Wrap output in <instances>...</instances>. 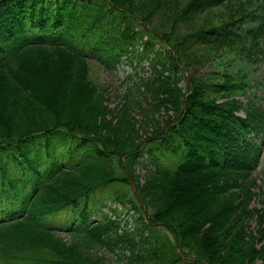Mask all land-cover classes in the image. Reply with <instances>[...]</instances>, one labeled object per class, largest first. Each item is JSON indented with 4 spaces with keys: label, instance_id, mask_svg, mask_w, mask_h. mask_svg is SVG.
Wrapping results in <instances>:
<instances>
[{
    "label": "trees",
    "instance_id": "1",
    "mask_svg": "<svg viewBox=\"0 0 264 264\" xmlns=\"http://www.w3.org/2000/svg\"><path fill=\"white\" fill-rule=\"evenodd\" d=\"M140 48L150 72L111 108L89 60L117 74ZM231 56L264 61V0H0V264H264V110L203 71ZM131 178L136 227L92 220Z\"/></svg>",
    "mask_w": 264,
    "mask_h": 264
},
{
    "label": "rangeland",
    "instance_id": "2",
    "mask_svg": "<svg viewBox=\"0 0 264 264\" xmlns=\"http://www.w3.org/2000/svg\"><path fill=\"white\" fill-rule=\"evenodd\" d=\"M142 52L143 49L140 48L138 49V52L136 54L124 57L123 64L119 67L117 74H111L110 72H107L103 68V66L97 61L93 59L89 60L90 79L93 83L101 85L106 89L108 103L111 108H115L116 106L121 104L127 88L126 85L123 86V82L128 75H132L133 79L135 80L139 79L134 78L135 72H138L140 77L148 76V73L150 72V65L148 60L142 59L140 57V54H142ZM222 63L223 64L221 67L214 66L215 62H213L212 64L208 63L203 67V71L207 73H214L218 70L225 69L226 71L232 72L234 75H237L238 78H241V76H245L247 84V93L244 96H238V98H240L241 101L247 103L253 102L264 110V61L259 65H251L242 63L239 58L231 56L227 57L226 60H223ZM182 85L185 87V82H183ZM133 86V83H130L128 85V87L130 88H132ZM132 95L135 96L133 90ZM139 114L140 113L138 110L133 111V115L136 118H140ZM260 144L261 159L259 166L254 173L255 177L257 178V188L255 189V191L258 192V195L254 199L252 206L264 209V134L261 136ZM140 162H143L146 165L148 163V156L140 158ZM138 165L139 166L136 167V174L143 182L145 180V177L147 176V171L141 163H139ZM131 182V185L120 183L112 184L107 188L97 191L89 200V204L91 203L90 206L95 209V212L91 214V219L98 220L100 218L101 215L100 213H98V210H100L101 213H111L112 209H118L120 211V220L122 228L125 227L127 224L129 228L136 227V217H139V213L135 214L133 211L130 210L129 206H126L124 208V206L119 203V201L116 199L117 193L123 195L131 193L132 190L135 189L134 181L132 178ZM103 204L107 205L105 206ZM95 205H97V207H95ZM65 212H67V210L61 212L63 214H60L58 219L59 222H65L68 220L67 216L65 215ZM56 217L57 216L45 219V224L51 226L52 221H54ZM252 227H255L254 223H252ZM159 229L164 233H168V231L163 227H160ZM100 252L105 253L104 251ZM106 255L107 260L109 261L117 260V255L107 253Z\"/></svg>",
    "mask_w": 264,
    "mask_h": 264
}]
</instances>
